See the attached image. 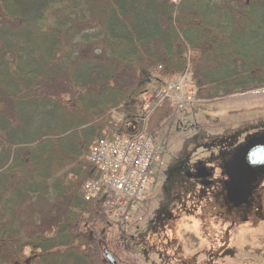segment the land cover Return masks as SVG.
I'll use <instances>...</instances> for the list:
<instances>
[{
	"label": "trees",
	"instance_id": "trees-1",
	"mask_svg": "<svg viewBox=\"0 0 264 264\" xmlns=\"http://www.w3.org/2000/svg\"><path fill=\"white\" fill-rule=\"evenodd\" d=\"M262 43L264 0H0V264H109L90 147L139 129L147 72H188L198 100L264 88Z\"/></svg>",
	"mask_w": 264,
	"mask_h": 264
},
{
	"label": "rangeland",
	"instance_id": "rangeland-1",
	"mask_svg": "<svg viewBox=\"0 0 264 264\" xmlns=\"http://www.w3.org/2000/svg\"><path fill=\"white\" fill-rule=\"evenodd\" d=\"M187 78L190 75L182 74L165 82V78L145 73L147 86L135 102L136 118L147 113L167 87L176 84L181 86L184 105L177 110L173 107L172 114L152 133L156 146L164 151L153 164L145 198L127 219L112 216L110 220L108 237L117 247L112 254L120 264H206L202 261L210 258L208 246L212 240L208 241L196 221L200 203L186 197L183 191L188 182L184 176L188 166L183 162L193 153L194 157L205 154L192 137L200 133L227 138L237 128L238 137L243 140L247 133L264 124V88L198 100ZM122 118L121 114L112 113L114 123ZM205 139L206 135L202 142ZM245 253L248 256L243 259L244 264H260L253 252ZM228 262L243 264L240 260Z\"/></svg>",
	"mask_w": 264,
	"mask_h": 264
},
{
	"label": "flooded vegetation",
	"instance_id": "flooded-vegetation-1",
	"mask_svg": "<svg viewBox=\"0 0 264 264\" xmlns=\"http://www.w3.org/2000/svg\"><path fill=\"white\" fill-rule=\"evenodd\" d=\"M260 45L264 47V43ZM255 67L250 71L264 72V68ZM262 125L255 132L247 133L243 140H240V132L237 131L227 138L208 134L203 142V136H196L195 140L205 154L194 157L196 155L193 153L189 160L183 162L188 166L184 175L188 182L183 191L186 197L200 203L196 221L208 241L212 240L208 246L210 258L203 259L202 263L210 264L212 259V264H228V261L239 260L244 264L243 259L248 256L245 251H251L260 264H264V173L255 178L250 193L245 196L236 195L230 189L228 177L222 169L223 162L244 143L247 136L264 134ZM192 157L194 160L191 161ZM208 171L210 175L194 176L207 174ZM195 233L193 231L192 234Z\"/></svg>",
	"mask_w": 264,
	"mask_h": 264
},
{
	"label": "built area",
	"instance_id": "built-area-1",
	"mask_svg": "<svg viewBox=\"0 0 264 264\" xmlns=\"http://www.w3.org/2000/svg\"><path fill=\"white\" fill-rule=\"evenodd\" d=\"M163 99L180 108L184 100L181 86L167 87L161 99L137 117L141 123L137 131L123 133L108 129L88 151L86 158L97 170V176L82 183V195L86 200L99 199L111 218L127 219L146 196L153 164L164 151L156 146L153 134L147 130V120Z\"/></svg>",
	"mask_w": 264,
	"mask_h": 264
},
{
	"label": "water",
	"instance_id": "water-1",
	"mask_svg": "<svg viewBox=\"0 0 264 264\" xmlns=\"http://www.w3.org/2000/svg\"><path fill=\"white\" fill-rule=\"evenodd\" d=\"M222 169L228 177L230 189L236 195L247 196L252 182L259 174L264 173V134L247 136L244 143L223 162ZM206 175H210V172L194 176ZM103 255L109 264H119L109 251L104 249Z\"/></svg>",
	"mask_w": 264,
	"mask_h": 264
},
{
	"label": "crops",
	"instance_id": "crops-1",
	"mask_svg": "<svg viewBox=\"0 0 264 264\" xmlns=\"http://www.w3.org/2000/svg\"><path fill=\"white\" fill-rule=\"evenodd\" d=\"M177 77H179V75H174V76H172V77H170V78H165V79H163V80L166 82V81H169L170 79H175V78H177Z\"/></svg>",
	"mask_w": 264,
	"mask_h": 264
}]
</instances>
